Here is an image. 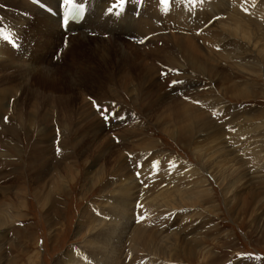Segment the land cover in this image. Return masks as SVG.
<instances>
[{"label":"rangeland","instance_id":"obj_1","mask_svg":"<svg viewBox=\"0 0 264 264\" xmlns=\"http://www.w3.org/2000/svg\"><path fill=\"white\" fill-rule=\"evenodd\" d=\"M39 1L45 2V0ZM132 1L133 4L129 8L132 10L133 17H136L135 22L138 28L136 32L142 33L140 29L145 25L149 15L156 24L151 33L155 34L151 37L152 39L149 38L141 44L132 41L133 37H137V40L142 39L140 38L142 35L118 29L114 25H119L115 21L119 16L115 13L114 15L106 13V16L111 19L108 20L105 30L98 32L109 33L108 37L92 36L91 33L95 32V29L93 31L91 26L83 29L84 33L79 29L78 32H81V35L77 36L79 33L76 36L71 35L68 47L63 51V55L57 58L55 53L63 45L65 34L72 32L73 29L58 38L57 34H50L46 29L50 22L46 20L47 16L56 20L57 17L34 4L38 7L35 13L30 7L23 6L26 4L24 0H0V30L7 35V33L11 34V28L17 37L7 42V39L0 35V62L2 63L0 74L5 76L0 79L15 78L7 84H3L4 80L0 82V90L14 91V95L9 98V106L5 108L8 115L5 121L9 119L10 121L0 123V142H2L0 153L8 152L7 158H14L10 155L11 145H7L4 141L16 139L14 141L22 145V150L20 154L14 153L15 157L21 156L27 166L33 161L30 165L33 168L30 172L27 170L24 181L29 186L26 197L29 202L28 207L23 213L14 212L13 220L6 217L2 219L5 220L3 227L5 240L0 247V264H29L28 258L36 251L40 252L41 264H61L57 262V257L63 252H68L71 247L81 245L85 237L76 231L77 219L78 217L80 219L85 206L100 202L98 198L103 195L102 181L108 179L115 181L123 177L126 170L120 168L123 163L122 155L137 154L138 158H142L146 155L143 144L149 143L150 140L155 142L154 149L179 158L174 166L171 165V168L167 166L168 171L166 169L165 172L174 175L172 176L174 179L182 174L189 179L193 172L191 169L197 166L207 172V178L215 191L214 206L211 203L204 204V206L211 205L212 214L210 212L203 214L205 219L201 216L199 224L186 226L185 222L174 224L166 229V233L171 235L183 231L185 236L180 234L179 243L172 246L168 244L171 247L169 249L168 245L155 243L154 248L160 255L157 260H152L151 264H264V254H259V252L264 253V181L259 182L253 179L251 182L253 186L248 189L241 186L242 189L237 197L225 198L223 184L217 183L216 178L214 180L208 169L203 167L204 162L195 150V146L201 140L197 136L188 135L190 137L188 138L185 134L179 135L177 132L184 131L173 123L171 125L166 123L170 128L163 124L167 114L174 117L177 111L181 113L183 105L180 101L183 94L188 99L194 96L196 99L204 97L203 103L207 100L213 103L215 96H221V93L217 91L222 86L217 80L216 73L212 75L208 70L207 75L206 72H202L207 71V67L201 62L207 43V48L213 47L221 60L219 63L215 62L219 64L217 71L221 70L220 74L232 71L233 74L235 67L226 66L229 54L220 47L226 39L221 36L213 37L215 32L206 31L210 25L199 37L188 33V30L195 31L204 25L201 22L203 17L199 15L202 14L201 12L197 16L193 15L197 8L192 9L184 3L181 6L183 0H171V5H168L165 32L157 31L159 30L158 11H162L161 8L165 7L159 0H145L138 16L135 15L138 0ZM254 2L253 0L250 3ZM6 4L9 6L7 7ZM56 6L52 7L58 10ZM218 7L222 8L221 13L227 8L225 4ZM261 10L264 12V1ZM233 16L232 23L237 30L245 29L264 40V23L261 26H255L240 11H236ZM257 17L259 20H264V14L260 13ZM213 23L211 26L215 24ZM173 27L179 28L180 31L171 30ZM74 30L77 31V29ZM158 32L163 34L157 36ZM127 36L131 37L127 38ZM190 42L194 44V47L190 45ZM219 50L220 53H218ZM193 52L199 56L197 65L191 62L190 56ZM8 57L11 60H8ZM245 62L250 67L248 72L257 74V79L249 85L251 92L246 98L232 97L231 93H228L222 96V101L232 109L247 111L254 109L253 111L264 114V77L258 72L259 70L251 68L247 59ZM3 64L7 66L4 67ZM197 68L202 71H198ZM262 75L264 76V73ZM174 80H180L183 83L173 86ZM6 81L9 80L6 79ZM231 84L232 82L226 83V88ZM28 91L32 92L33 97L29 100L27 99ZM193 101L191 100L192 103H196ZM96 103L102 106L101 111L97 110ZM214 104L216 108L215 106L213 108L217 109L218 104L216 102ZM106 105L109 112L115 109L125 119L105 122L101 112ZM206 105L207 103H204V106L208 107ZM213 108L201 107L198 113L207 119L206 114L215 113L216 110L214 111ZM201 111L204 112L201 113ZM257 112L246 114L244 118L257 115ZM232 116L233 114L228 115L227 120ZM45 119L47 121H44ZM19 120H21V126L18 124ZM230 122L229 124L236 130L239 122L237 120ZM6 124L11 127L15 124L20 128L9 132L5 130ZM222 124L219 125L220 128L227 126ZM50 134L60 137L52 140ZM231 134H236V131L227 132L226 140L234 138ZM190 139L192 145L189 144ZM216 139L218 143L220 140L217 137ZM44 143L49 146V149L45 151L44 160H47L50 174L43 182H37L38 178L33 174V170L38 161H41V155L37 151ZM42 148L46 150V147L42 146ZM247 161L248 159L244 157L236 163L239 166L235 164V167L241 171H252L254 167L251 163H246ZM2 162L4 159L0 158V164ZM183 164L191 167L185 169L182 167ZM56 165L64 176H67L68 172L74 175L75 167L79 172L75 174V177L67 179L66 183L69 184L67 192L60 195L57 200L53 199L54 202L48 205L36 198V191L38 190L40 194L44 192L45 197L53 192V198L54 195L62 193L59 192L61 189L58 185L51 187L50 179L57 172ZM181 167L184 171H181ZM9 168H0V195L2 186L6 187L9 184L7 176H14L13 173L11 174L14 170ZM3 193H5L4 189ZM252 193H256L257 197H253ZM119 198L123 200V194L119 193L114 200L117 202ZM121 214L122 209L118 211V216L121 217ZM188 215L189 212L186 210L181 217ZM170 218L166 216L165 220H158L156 223L160 226L171 223L173 220ZM108 222L119 223L118 219ZM55 223L56 226L58 225L57 232ZM211 224L214 226H210ZM194 228H199L201 232L196 236L199 241L201 237V246H198L195 240L189 241L187 238V232ZM151 231L140 228L126 241L125 248L143 245L145 236L156 234ZM197 233L198 231L194 235ZM34 237L37 238V242L33 239ZM109 237L107 240L111 245ZM139 249L133 250V253L138 252ZM109 250L99 260V264H139L134 259L130 260L129 257L119 258L116 263ZM13 257H16L15 262L11 263Z\"/></svg>","mask_w":264,"mask_h":264},{"label":"bare ground","instance_id":"obj_2","mask_svg":"<svg viewBox=\"0 0 264 264\" xmlns=\"http://www.w3.org/2000/svg\"><path fill=\"white\" fill-rule=\"evenodd\" d=\"M24 1L26 4H23V6H28L33 9L35 13H37L38 7L28 0ZM93 1V7L91 8L90 13L86 16L85 21L79 26L73 27L70 25L69 31L71 29H81L82 31L84 27L88 26H91L93 31L94 29L95 31L105 30V28L108 26V20L111 19V17L106 16L107 9L111 4V0ZM251 1L253 0H237L236 3V0H204L200 3V5L197 6V9L193 12V15L197 16L201 12L202 14L199 15L200 17H203L201 18V22L203 24H205L206 21L215 15H222L219 19L215 20V24L213 23V26H211V24L210 28L208 27L206 31L215 32L213 37L221 36L223 39H226V42L220 45V47L229 54V59L226 63V66H230V68L234 66L235 70H233V74L232 71L230 73L220 74L221 70L217 71V65L219 64H216L219 63V56L216 55L213 47L212 49L210 47L207 48L208 44L206 43V52L203 53V60L201 63L207 67V71H202L199 68H197V70L204 73L206 72L207 75L208 70L212 75L216 73L217 80L222 86V88L217 91L218 93H221V96H215L213 103H211L210 100H207V102L204 103H207L206 106L209 108H213V106H215L214 103L216 102V104H218V110L213 108L214 111L216 110L215 113H210L212 115L206 114L207 119L206 117L203 118L198 112L201 107H204L205 109L208 108L205 107L204 103L202 102L204 97L202 99H196L194 96V98L188 99L185 97L186 95L183 94L184 96L182 97V101H180L183 105V110L181 113L177 111L174 117H170L167 114L166 119L164 117L165 123H163H170V125L173 123V125L181 128V130L184 132L176 131L179 133V135L185 134V136L188 138H190L188 135L191 137L197 136L199 140H201V142L195 146V150L198 152L201 160L204 162L203 167L208 169V171L214 177V180L216 178L217 183L223 184V193L225 198L231 196L232 198L237 197L242 187L248 189L249 187L253 186L251 183L253 179H257L259 182L264 181V114L260 113V111H253L254 109L247 111L246 109L240 110L234 108V110L229 108L226 104H224V101H222V96H226L228 93H231L232 97L246 98L251 92L249 85L253 80L257 79V74L248 72L250 71V67L246 65V59L250 63L251 68L259 70L258 72L262 77H264L262 75V73H264V40L246 31L245 29H241V31L237 30V27L232 23L234 20L233 14L236 11H240L245 18H249L250 22L255 26H261L264 23V20H259V17H257L260 13L262 15L264 14V12L261 10L264 0H254L255 2L253 4L250 3ZM45 2L55 7L60 1L45 0ZM132 4L133 1L130 0L128 6L119 15V18L115 19L119 25L115 24L114 26L120 30H127L128 33L133 31L132 33L139 35L140 33L138 34V32H136L138 29L135 22L136 17H133L131 13L132 10L129 8V6H132ZM223 4H225L227 8L223 9L221 13L222 8L218 6H222ZM6 6L8 7L9 4H6ZM161 9L162 11H158L159 18L157 19V25H159V30L157 29V31L164 30L165 32L167 29L168 15L165 7ZM245 9H247V11H245ZM188 11H192V9H188ZM114 13L116 14V12ZM205 17L207 20H205ZM147 18L148 19L145 20V25H143V27L140 29L143 33L140 34L142 35L140 38L151 34L155 29L154 25L156 24L153 22V18H151L149 15H147ZM46 20L50 21L48 22V28H46L48 33L57 34L58 38L60 35L65 34V32L63 33V30L60 26V18H57L56 20L55 18L47 16ZM50 25H53V27H50ZM78 33L79 34H77V36L81 35V32ZM161 34H163V32L159 33L157 36ZM221 42L223 41L221 40ZM127 45H129L128 42ZM190 45L194 47L192 42H190ZM202 45L204 48V43ZM203 50L205 51V49ZM198 51L200 52L199 47ZM218 53H220V50ZM226 56L228 57V55ZM245 57L246 59H244ZM190 58L192 60L191 62L197 65L199 61L198 54L193 52ZM8 60H11V58L8 57ZM223 63H221V65ZM1 64L2 63L0 62V66ZM3 66L6 67L7 64H3ZM3 76L4 74H0V77ZM6 79L9 81H6ZM6 79L1 78L0 82L1 80H4L5 82L3 84H7L8 82L14 81L15 78L9 77ZM229 82H232V84L226 88L225 84ZM28 92L27 99L29 100L33 97L32 92ZM13 95L14 91L6 92L4 90H0V123H2V121L6 123L10 121V119L5 121V117L8 118L5 108L9 106V98ZM191 100H194L196 103H192ZM203 112L201 111V113ZM253 112H257V115H250L246 116L248 118H244L246 114ZM230 114H233V116L227 120V116ZM231 120H237V122L240 120V122L237 123L238 127H236V130H234L233 125L229 124ZM44 121H47V119ZM20 123L21 120L18 121V124L21 126ZM222 123L227 124V126L220 128L219 125ZM12 125L13 126L11 127L6 124L5 130L10 132L12 129L20 128L15 124ZM215 125L217 127H214ZM167 128L170 127L168 126ZM231 131H236V134H231V136L234 138L226 140V133ZM50 136L52 140H56L58 137H60L54 134H50ZM216 137L220 140L218 143ZM10 140L11 141H2H4L7 145H11L10 155L14 158H7L8 152L0 153V158L4 159V162L0 164V168L10 167L14 170L11 172V174L13 173L14 176H7L9 184H7L6 187L2 186V192L0 195L2 197L0 199V247L2 245V241L5 240V233L3 231L5 220L2 219L6 217L13 220L14 212L23 213L25 208L28 207L29 202L26 197L29 192V186L28 184H25L24 181L25 176L27 177V170L30 172V170H32L31 168H33V166H30L33 164V161H31V163L28 162L30 165L27 166V164L23 162V158L21 156L17 158L15 157L14 153H21L22 145L14 141L16 139ZM1 143L2 142H0V145ZM189 144L192 145L191 139L189 140ZM41 145L46 147V150L40 146L37 151L41 155V161H38L36 166L34 163L35 170H33V174L37 176V182H43L50 174L47 160H44L45 151L49 149V146L47 144L45 145V143ZM143 146L146 149L144 151L146 155H144L142 158H138L137 154L126 155L124 153L122 155L123 163L120 168L126 170V174H124L123 177L115 181L110 179L102 181L103 195L98 198L100 202L85 206L83 208L82 214H80V219L79 217L77 219L76 231L85 236L81 245L77 244L71 247L68 252H63L57 257V262L61 264H99V260L105 256L107 250L110 249L109 253L113 255V260L116 263L119 258L129 257L130 260L134 259L139 264H151L152 260H157L160 255L159 251L154 248L155 243L164 246L170 244L172 246V244L176 245V243H179V237H181L182 234L185 236L183 231H180L179 234L174 233L171 235V233H166V229L172 227L174 224H182L185 222L186 226L199 224L201 216L202 218L204 217L203 219H205L203 214L206 212L211 213L210 206H214L213 196L215 195V191L211 186L209 179L207 178L206 171L194 166L191 169L193 171L191 178L187 179L185 178L187 176L182 174L174 179V177H172L174 175H172L170 172H165V170L168 167L171 168V165L174 166L179 158L173 157L169 154L161 153L159 150L154 149L156 145L152 140H150L149 143H144ZM148 155H150V157ZM244 157L248 159L246 163H251L253 165L254 168L252 171H241L237 168L239 165L236 163H239V160H243ZM237 158L239 159L236 160ZM177 163L179 164V162ZM139 164H143V167H138L137 165ZM235 164L237 167H235ZM182 167L187 169L186 167L191 166L183 164ZM182 167L181 171H184V168ZM55 168L57 169V172L50 179L51 187L53 188L55 184L58 185L59 189H61L59 192L62 193L59 195H54L53 198V192L45 197L44 192H41L40 194L38 190L36 191V198L41 200L42 203L43 201L46 202L48 205L51 204V202H54L53 199L57 200L60 195L62 196L67 192L66 189L69 186V184L66 183L67 179L75 177V174L79 172L78 168L75 167L74 175H70L68 172V175L64 176L59 172L57 165ZM135 170L141 173V175L137 176V172H135ZM166 171H168V169ZM39 188H41V186H39ZM3 189L5 190V193H3ZM119 193L123 194L124 199L120 200L119 198V201L116 202L114 198L119 196ZM252 196L257 197V194L252 193ZM109 199L112 200L109 201ZM206 203H211V205L204 206ZM138 206H141L142 208L141 213L143 219L135 220V212ZM120 209H122L121 217L118 216V211ZM185 209L189 212V215L181 217L186 212ZM166 216L171 217L170 219H172L173 222L166 223L165 225L163 224L162 226L156 223L158 220H165ZM21 218H23V216ZM115 219H118L119 223L112 224L111 222H108ZM57 226L55 223L54 227L56 232L58 230ZM210 226L213 227L214 225L211 224ZM140 228L149 229L150 231L152 230L151 233L156 234L153 235L149 233L150 235L145 236L143 238V245H134V247H128V249L125 248L126 241L131 238L134 232L138 231ZM197 231L198 233L194 235V233ZM198 234H201L199 228L190 229L187 232V238L189 241L195 240V243H197L198 246H201V237H199L200 241L196 238ZM108 237L111 240V245L107 240ZM33 239L35 242H37V238L34 237ZM167 248L169 249L171 247L168 245ZM137 249H139L138 252L133 253V250ZM168 256L169 254L167 257ZM15 258L16 257L11 258V263L15 262ZM28 260L29 264H41L40 252L36 251L28 258Z\"/></svg>","mask_w":264,"mask_h":264},{"label":"snow or ice","instance_id":"obj_3","mask_svg":"<svg viewBox=\"0 0 264 264\" xmlns=\"http://www.w3.org/2000/svg\"><path fill=\"white\" fill-rule=\"evenodd\" d=\"M37 2H39V0H37ZM128 2L129 0H116V2L113 3L107 9V11L109 13H112L113 9H119V11L116 12V15L119 16L124 11V7ZM159 2L165 6V10L167 11L170 0H159ZM193 2H195V0H193ZM62 7L64 9L63 24L67 25L70 19H74L81 15V13L84 11L85 5L84 3L78 2V0H62ZM245 11H247V9H245ZM0 35H3L5 39H10V35L8 33L6 35L5 32H3V30H0ZM143 42L144 41H141V43ZM181 83H183V81L180 80L172 81L173 86ZM96 108L98 111H101V107L99 104L96 105ZM101 114L105 122H109L111 120L125 119L124 116L119 115L116 111L109 112L108 109L106 108L101 112ZM5 119L7 118L5 117ZM137 166L143 167V164H139ZM139 175H141V173L137 172V176ZM141 219H143V217H141Z\"/></svg>","mask_w":264,"mask_h":264}]
</instances>
